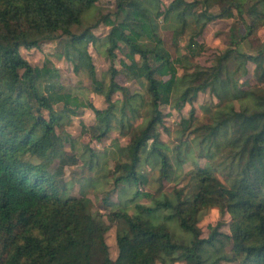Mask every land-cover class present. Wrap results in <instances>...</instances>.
Listing matches in <instances>:
<instances>
[{
    "label": "trees",
    "instance_id": "trees-1",
    "mask_svg": "<svg viewBox=\"0 0 264 264\" xmlns=\"http://www.w3.org/2000/svg\"><path fill=\"white\" fill-rule=\"evenodd\" d=\"M146 1L117 0L111 28L98 41L88 27L74 31L95 0H0V264H264L263 49L243 51L234 39L236 45L218 53L210 66L191 61L205 50L200 38L209 22L234 17L236 10L244 19L250 16L254 26L262 24L264 0H220L218 12H209V0H171L164 20L177 47L174 56L161 37L158 9ZM253 25L245 24L241 38ZM49 40L61 50L56 57L71 62L77 74L86 71L93 90L104 97L105 108L88 105L93 138L113 130L127 137L112 155L113 187L106 192L122 195L121 207L113 212L118 221L114 259L107 226L91 211L90 198L63 197V185L48 171L54 158L65 157L56 125L74 112L71 104L78 98L57 85L58 70L49 60L39 67L21 53L22 47ZM97 41L110 62L106 84L87 50ZM120 45L126 49L120 68L134 80L133 90L117 80L120 68L113 62ZM248 62L255 64L252 75L262 85L243 90L239 79L248 75ZM207 90L216 102L202 106L208 113L202 121L192 104ZM116 93L121 96L113 98ZM57 103L63 104L59 112ZM186 104L191 107L180 116L177 142L163 141L160 128L169 131L165 118L171 110L181 113ZM199 158L206 160L203 166ZM71 159L75 162L74 155ZM186 162L194 167L182 172ZM153 178L156 194L142 191ZM163 180L175 181L172 190H163ZM127 186L134 187L129 197ZM144 197L150 202L143 203ZM214 206L231 212L230 233L220 230L219 220L201 237L200 212ZM159 210L167 212L157 215ZM168 220H175L187 238L177 239ZM226 239L231 252L204 256L205 245H223Z\"/></svg>",
    "mask_w": 264,
    "mask_h": 264
},
{
    "label": "rangeland",
    "instance_id": "rangeland-1",
    "mask_svg": "<svg viewBox=\"0 0 264 264\" xmlns=\"http://www.w3.org/2000/svg\"><path fill=\"white\" fill-rule=\"evenodd\" d=\"M117 0H95V6L90 8L87 15L82 19L81 26L74 28L75 32L81 31L85 28H89L90 32L100 41L109 32L111 22L114 18L113 13L116 10ZM171 0H147L146 3L153 10L158 9V16L156 21L161 26L160 34L164 40L165 46L174 56L176 53V46L172 43V30L166 26L164 20L165 6ZM213 3L210 7L209 12H218L222 9L224 4L221 1L209 0ZM225 1V0H224ZM200 6L198 11H200ZM235 16L230 18H217L209 22L200 38V41L205 46L204 51L201 55L191 59L197 66L205 68L211 65L212 60L215 56L222 52L227 47H233L236 44L234 39L239 41L238 45L243 51L256 54L260 49H263L264 53V23L259 25H253L254 20L247 16L245 19L240 17L236 10H233ZM102 15L107 16L106 20L98 22L97 19ZM245 24L253 25L251 33L244 39L241 38L245 34ZM97 42L89 43L87 50L92 58V63L96 71V75L99 79H103L106 84L109 81V75L107 69L109 68L110 62L104 57L100 50L102 47ZM184 42L179 43V47L182 49ZM56 41L49 40L43 41L38 47L32 48H21L22 55L32 64L41 67L46 60L51 62L58 70L56 78L57 85H61L65 90H69L78 95L77 102L71 104L76 106L72 114L65 115L60 121V124L56 125V133L60 135L63 140L62 151L65 155L64 159L60 157L54 158L48 166V171L53 173L55 178L63 185V191L61 195L65 196H76L85 195L92 201V212H98L99 218L103 226H107L105 233L106 243L108 245L110 257L112 259L117 255L116 246V226L117 220L113 214L117 208L121 207L118 204V199L122 198V195L116 190L114 193L107 195V191L111 190L112 175L111 170L113 168L114 160L113 154L117 152L116 146H124L127 141L126 136H121L117 130H113L107 133L105 137L100 140L93 138L92 125L94 124V114L88 105H93L97 108H105L106 102L104 97L93 90L90 77L86 71H81L79 74L73 71L71 62L65 58L58 59L56 54L61 50L58 49ZM125 47L120 45V48L115 50L114 65L120 68L119 60H125ZM184 52V51H182ZM255 68V64L248 62V75L239 79V85L243 90L252 88L255 85H262L261 82L256 80L252 75ZM181 73V69L179 70ZM119 84L129 86L131 90L136 87L134 80L129 76L125 70H121L117 76ZM119 93L114 94L113 98H119ZM216 102L209 93V91L201 92L197 95L196 100L192 106L195 110V115L199 120L207 121L208 113L205 112L203 105L213 104ZM79 103V105H77ZM63 107L62 103H57L54 108L56 111H60ZM164 112H168L169 108L162 106ZM191 106L186 104L182 109L181 113L171 110L170 116L165 118L164 125L169 130L160 128L161 139L163 141H169L171 144L177 142V129L179 128V120L181 114L187 116V111ZM212 113V111H211ZM44 116H47V111H43ZM170 133V134H169ZM150 142L143 147V151L146 152L149 148ZM93 153V157L90 153ZM74 155L75 162H71V156ZM94 155L96 157H94ZM206 160L199 158L197 164L203 166ZM193 163L186 162L182 166V172L188 171L193 168ZM221 178L222 176L219 175ZM174 180H163V190L170 191L174 187ZM151 185L142 187V191H146L150 194H156V182L150 181ZM134 191L133 186H127L126 196H131ZM107 196L105 200L104 197ZM150 197H144L141 201L143 203H149ZM126 210L131 209V205L125 207ZM167 210L157 211L156 214L166 213ZM201 219L198 223L201 229V237L208 235V225H213L217 221L221 220L223 225L220 230L225 233H230L229 222L231 221L232 214L228 209L220 213L217 206L210 207L207 210L200 212ZM162 218H155V220H161ZM167 225L171 233L177 238H187L188 234L182 231L175 220H168ZM232 242L228 239L224 240L223 245L215 243L214 246L205 245L204 256L214 258L220 252H231ZM160 264V263H157ZM175 264H184L182 261H178ZM219 264H246L240 260L236 262H220Z\"/></svg>",
    "mask_w": 264,
    "mask_h": 264
}]
</instances>
